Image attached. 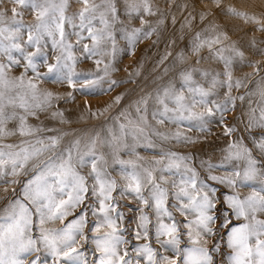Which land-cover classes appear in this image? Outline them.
Segmentation results:
<instances>
[{
	"label": "rangeland",
	"instance_id": "374dc122",
	"mask_svg": "<svg viewBox=\"0 0 264 264\" xmlns=\"http://www.w3.org/2000/svg\"><path fill=\"white\" fill-rule=\"evenodd\" d=\"M132 2L133 0H114L118 16V21L111 29L115 42L114 54L113 41L108 40L101 45L104 55L88 58L83 51L85 44L89 47L92 46L87 31L82 33L84 39L78 42V37L74 33L79 31V28L74 29L65 23L67 42L73 45L72 54L76 58L75 72L82 75L92 74L89 79L94 80L97 76L103 77V79L97 81L87 93H82L79 90L81 79L79 75L74 77V80L77 81L75 86L69 85L67 81L62 83H54L51 80L34 81L39 92L54 94L51 107L45 111L37 112V116H28L27 118L28 125L42 130L34 132L32 135L21 136L18 131V118L8 121L5 124L6 130L15 134L0 136V146H20L22 143L25 146L34 145L38 139L44 140L45 144H48L50 143L48 138L53 136L61 137V139L55 149H49L38 160L29 162L24 170L27 175L22 172L17 177L5 176L3 180H0V211L8 206L9 201L22 198L21 188L23 183L33 175L29 171L33 164L62 152L74 140H81V147H83L85 142L99 134L96 152L98 155L104 156L106 164L100 162L98 166L106 168L109 176L117 182V190L112 193L114 201H110L115 202L116 212L111 215L115 217L117 213H122L123 216L122 219L116 220L117 230L126 241L120 246V254L123 255L126 251L128 255L125 259L131 260L132 264H137V261L139 264H148L147 259L139 255L135 249L149 244L157 253L155 257L157 261L161 256L176 259L173 252L165 251L156 243L154 208L144 205L135 198L134 194L120 195V189L126 184V181L120 174L121 166L115 163L117 156L121 160L135 162L141 172L144 168L154 170L155 182L168 190L166 207L180 222H184L186 217L171 207L173 203H179L175 200L174 193L179 191L182 176L191 175V172L187 170H194L197 174V185L199 186V183L203 182L210 190L215 203V208L211 212V215L215 217L211 224L215 234L205 237L210 252L213 245L219 244V251L211 252L213 264H229L228 257L231 255L232 249L228 247V234L232 227L246 221L243 217L238 219L235 216L226 197L237 196L244 199L251 194L253 187L259 188L260 185L259 183L241 185L239 181L235 185H229L226 182L209 179V177L224 178L231 175L234 170H242L246 166L245 160H226L225 157L229 155V152L235 153L244 147L251 150L252 157L257 161V168L264 170V154L254 146L255 142H259L264 137V128L249 127L253 112L258 118L261 110L264 109V97L260 94L264 89V30H261V25L264 24V0H220L219 6L213 0H149L155 15H148L141 8L139 16L133 14L129 17L126 14V9L127 5ZM135 2L141 3V0H135ZM89 3L100 4L101 0H89ZM14 6L23 13L22 19L26 24L35 23V13L19 8L9 0H2L0 10L6 11V19L11 17V9ZM83 7L84 5L77 3V0H69V7L65 15L73 16ZM230 7L246 13L248 17H255V20H246L244 17L231 15L228 12ZM202 13L204 14L203 19H201ZM141 17L148 23L142 25ZM75 23L79 24L78 17ZM95 26L96 28L101 27L98 21ZM133 28H142L134 46L130 45L125 38L126 31L131 32ZM145 32L151 34L145 36ZM197 33L200 34V40L212 41L219 36L220 43L210 46L205 44L199 52H194L193 44L196 42ZM23 40H27L26 32ZM232 48L243 52V58L235 56L234 52L227 50ZM220 49H225L224 56L233 57L232 66L228 69L232 74L230 95L233 100L226 105L227 110L222 114L216 111L214 105L210 103L216 101L223 104L229 91L224 62L216 56V52ZM27 51L35 52L36 49L28 48ZM45 51L48 54L49 63H54L55 56L60 54L59 49L55 52L52 50L51 42ZM98 59L102 60L99 66L95 63ZM0 62L8 64L7 58L4 56H0ZM24 63L21 60L20 66H12L7 69L9 78L19 77L24 73ZM105 64L110 65L107 76L103 71ZM194 68L200 71L193 72L192 81L185 83L182 74L192 71ZM38 70L41 73L47 71L43 66H40ZM204 70L210 73L208 77L201 74ZM217 73L219 74L218 82L213 86L212 77ZM33 75L29 70L27 78H32ZM112 80L117 83L112 85ZM237 80L241 82L240 87H236ZM197 87L210 93L206 100L209 101L208 107H212L214 112L213 116L207 117L208 123L205 130H201L199 122L196 120L172 122L167 117L160 115L164 110V104H167L170 109L175 107L173 100L165 96V90H168L170 94L182 92L185 103L190 105L194 96L190 89ZM69 93H71V98L68 96ZM55 96H59L60 99H55ZM117 96H121L119 103L115 102ZM195 99L199 100L200 96L195 95ZM144 100L147 101L146 105L142 103ZM161 100L164 101V104L160 103ZM12 110L11 107L7 109L8 112ZM193 110L201 112L205 111V108L198 104ZM15 111L23 114L22 109L17 108ZM56 111L63 113L64 122H61L59 116L53 118L52 113ZM141 115L146 117V123L139 119ZM168 115L171 116L172 113L169 112ZM221 115L223 120H221ZM161 119L164 120L162 124L159 123ZM121 124L125 125L123 135L120 129ZM139 128H144V132L140 133ZM228 128L234 130L226 134ZM177 133H179V138H177ZM113 136L118 139L109 144L108 142L112 141ZM164 136L168 138L164 139ZM185 138H190L193 142H186ZM233 144L236 147L230 148V145ZM36 146L39 147V145ZM169 152H174L177 156L169 157L166 155ZM180 156L187 157V159L180 160ZM156 160H161L162 163H154ZM170 162L174 165L179 164V168L173 166L170 170H160ZM127 167L131 170V165ZM78 171L87 177V186L91 189L93 180L88 176L91 164L84 168H78ZM13 179L20 182L16 184L5 182ZM173 183L178 187H173ZM150 188L151 185L145 181L143 189L145 197L148 196ZM90 203L96 204V201L94 197H91L89 191L85 195L84 204L72 210L64 221L51 222L45 227H63ZM152 203V201L149 202L150 205ZM96 207L98 208V204ZM142 212L149 217L147 238L143 236V230L137 227ZM256 215L257 219L264 220V213ZM87 219L89 225L85 227V232L91 236L92 233L88 231V227L96 218L89 212ZM225 220L230 221L228 227H223ZM165 222L169 221L165 220ZM105 231H111V229H101V233ZM186 231V229H182L185 234L181 235V247H184L188 241ZM137 232L141 233L139 238H137ZM33 234L38 235L35 225ZM76 247L85 253L89 264H92L93 261L99 264L100 254L94 253L95 245L81 240ZM35 256L36 254H33L28 259H35ZM39 264H54V261L51 255L41 251Z\"/></svg>",
	"mask_w": 264,
	"mask_h": 264
},
{
	"label": "snow or ice",
	"instance_id": "6c2138e0",
	"mask_svg": "<svg viewBox=\"0 0 264 264\" xmlns=\"http://www.w3.org/2000/svg\"><path fill=\"white\" fill-rule=\"evenodd\" d=\"M2 2V0H0ZM10 3L19 6V8L28 9L35 13V23L26 24L23 19V13L17 7L11 9V17L6 19V11L0 10V56L7 58L8 64L0 62V136L14 135L5 128L8 121L19 120V134L21 136L32 135L34 132L41 131L40 128H34L27 124L28 116H37V112L45 111L51 107L54 94L52 92H39L37 84L34 81L51 80L54 83H62L67 81L69 85L75 86L77 81L74 77L81 76L79 81L80 91L87 93L103 77L97 76L96 79H89L92 74L82 75L75 72L76 58L72 54L73 45L67 42V34L64 30L65 23L71 25L79 31L74 34L78 37V42L84 39L82 33L86 30L88 38L92 41V46L87 44L83 46V51L88 58L104 55L101 45L108 40L113 41V54L115 52V42L112 34V26L118 21L117 8L114 0H101L100 4L89 3V0H77L84 7L73 16L65 15L69 7V0H9ZM219 6L220 0H213ZM148 15H155L149 0H141V3H132L127 5L126 14L131 17L133 14L139 16L141 12ZM228 12L234 16L244 17L246 20H255V17H248L246 13L238 11L234 7H230ZM79 24L75 23L76 18ZM110 17V18H109ZM204 14H201V19ZM141 19V24L148 23ZM101 25L96 28V22ZM162 22V21H161ZM264 30V24L261 25ZM155 31V29H152ZM27 33V40H23L24 33ZM142 28H133L131 32L125 33V38L129 44L134 46ZM145 32L144 35H150ZM59 37V38H57ZM196 42L193 44V51L199 50L205 45L220 43V37L215 40H200V34L197 33ZM7 41V43H6ZM51 42V48L55 52L59 49L60 54L55 56V62L49 63V57L45 49ZM28 48H35V52L27 51ZM235 53V56L243 58V52L237 51L235 48L227 49ZM225 49L216 52V56L224 62L226 69L225 75L228 77V93L227 99L223 104L211 101L216 111L221 114L227 110L226 105L233 100L231 97V68L233 63L232 56H224ZM19 57V58H17ZM21 60L24 73L19 77L9 78L7 69L12 66H20ZM39 62V63H38ZM199 62V61H197ZM97 66L102 60L95 61ZM43 66L47 69L41 73L38 68ZM110 65H104V75L107 76ZM34 74L32 78H27L28 71ZM200 71L192 69V71L183 73L185 83L192 81L193 72ZM204 77H208L210 73L207 70L201 72ZM217 73L212 77L213 86L218 82ZM117 81L112 80L111 84ZM241 82L236 81V87H240ZM190 91L194 94L191 104L185 103L183 93L170 94L165 90V96L170 97L174 104V108H169L164 101V110L161 116L167 117L172 122L184 120H196L199 122L201 130H205L208 123L207 117L213 116V108L208 107L209 101L206 97L210 94L202 88H193ZM199 95L200 99L196 100L195 95ZM261 96L264 97V89L261 90ZM71 98V93L68 94ZM59 100V96H55ZM243 99V97H241ZM121 96L115 98V102L119 103ZM145 105L147 101H142ZM203 105L205 111L196 112L193 109L197 105ZM11 107L13 110L8 112ZM22 109L23 114H19L15 109ZM107 111V109H105ZM139 112L140 109L138 108ZM172 115L169 116L168 113ZM95 115V113H93ZM155 116V113L153 114ZM53 118L61 117L63 121V113L56 111L52 113ZM139 119L146 123V117L141 115ZM221 120L223 116L221 115ZM159 123H164L161 119ZM258 126L264 128V109L261 110L259 117L250 118L249 127ZM121 133L124 134L125 125H120ZM234 129H226V134L231 133ZM140 133L144 132V128H139ZM162 135L161 133H156ZM135 136V133H133ZM179 138V133L176 134ZM164 136V139H167ZM61 137H49L50 143L45 144L44 140L38 139L34 145L20 146L4 145L0 146V180L5 176H19L29 162L38 160V158L49 149H55L59 144ZM118 138L112 137L111 144ZM99 134L85 142L81 147V140L77 139L65 148L62 152L49 157L46 160L39 161L32 165L31 171L33 175L27 179L21 188L22 198L9 201L8 206L0 211V264H39L40 253L51 255L54 264H89L86 260L85 253L76 247L81 240L85 243L90 242L95 245L94 253L98 252L99 264H132L131 260L125 259L128 253L125 251L120 254V246L125 244L123 236L118 232L116 220L122 219V213H117L115 217L111 213L116 212L114 198L112 193L117 190V182L111 178L102 166H98L104 160V156L98 155L96 152ZM186 142H193L190 138H185ZM36 145H39L37 147ZM151 146V145H149ZM254 146L264 154V137L259 142H255ZM127 147V145H124ZM236 147L235 144L230 148ZM8 150L5 151L4 149ZM18 148L19 150H14ZM169 157H176L177 154L169 152ZM180 160L187 157L180 156ZM226 160L235 159L245 160L246 166L242 170H234L228 177L210 176L209 179L218 180L222 183L235 185L237 181L241 185L259 183L260 187L255 188L251 194L244 199L237 196H228L226 200L233 209L235 216L239 219L243 217L245 223L232 227L228 234V247L232 249L229 255V264H264V220L257 219V213H264V170L257 168V161L252 157L251 150L244 147L235 153L229 152L225 157ZM115 163H118L120 174L126 181V184L120 189V195L134 194L135 198L144 205H149L155 211V240L165 251H171L175 254L176 259H170L168 256H161L160 260H156V251L149 244H144L135 249V251L144 256L148 264H213V256L211 252L219 251V244L212 246L211 252L207 246V239L215 234L211 224L215 217L211 212L215 208V203L210 194V190L203 182L197 185V174L194 170L188 169L191 175L182 176L179 191L175 192V200L179 203H173L172 208L176 209L181 215L186 217L184 222H180L173 215V212L166 207L168 201V190L155 182L153 175L154 170L144 168L141 172L133 161H124L116 157ZM154 163L161 164V160ZM91 164V171L88 173L93 180L91 189L87 186V177L78 171V168H84ZM131 165V170L128 169ZM173 166L179 168V164L169 163L161 171L170 170ZM211 167V165H209ZM27 175V172H24ZM163 179V177H161ZM145 181L151 185L148 196L145 197L143 189ZM6 183L16 184L20 181L13 179L5 181ZM173 187H178L173 183ZM91 193V197L95 198L96 204H88L82 208L79 214L70 222L61 228H48L46 224L55 221H64L65 217L70 215L72 210L84 204L85 195ZM153 203L150 205L149 202ZM96 219L88 227L91 236L85 232V227L89 225L87 219L88 213ZM35 217V220H34ZM192 217V218H188ZM140 223L137 225L143 230V236L148 237L149 217L141 214ZM165 220L169 221L168 223ZM230 221L225 220L223 227H228ZM35 225L38 235L33 234ZM102 228L111 229L101 233ZM182 229H186L188 241L184 247H181V235L185 234ZM141 235L137 232V238ZM166 237V239H164ZM33 254L35 259L29 260ZM92 264H96L95 261ZM139 264V261H137Z\"/></svg>",
	"mask_w": 264,
	"mask_h": 264
}]
</instances>
